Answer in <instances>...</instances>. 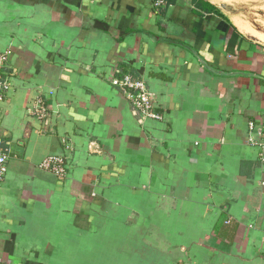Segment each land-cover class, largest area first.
<instances>
[{"label": "crops", "instance_id": "obj_1", "mask_svg": "<svg viewBox=\"0 0 264 264\" xmlns=\"http://www.w3.org/2000/svg\"><path fill=\"white\" fill-rule=\"evenodd\" d=\"M240 23L212 0H0V264H264V38ZM122 72L162 120L134 116Z\"/></svg>", "mask_w": 264, "mask_h": 264}, {"label": "built area", "instance_id": "obj_2", "mask_svg": "<svg viewBox=\"0 0 264 264\" xmlns=\"http://www.w3.org/2000/svg\"><path fill=\"white\" fill-rule=\"evenodd\" d=\"M155 8L162 9L168 4V0H152ZM10 50L0 53V104L8 98V92L12 88V78L16 69L11 65ZM111 83L116 86L129 100L132 112L139 121L144 122L150 119L162 120L164 115L149 90L145 79L135 77L131 73H120L111 78ZM38 119L45 123L50 116L48 107L41 97L35 101L31 109ZM251 133L257 134L261 140V157L264 160V123L258 124L255 121L249 122ZM250 141L253 138L249 137ZM65 143V142H64ZM66 150L70 147L66 145ZM10 150L6 146L3 136L0 134V186L6 179L9 170ZM41 166L63 180L68 175L69 165L66 155H49L41 163Z\"/></svg>", "mask_w": 264, "mask_h": 264}, {"label": "rangeland", "instance_id": "obj_3", "mask_svg": "<svg viewBox=\"0 0 264 264\" xmlns=\"http://www.w3.org/2000/svg\"><path fill=\"white\" fill-rule=\"evenodd\" d=\"M223 3L225 7H222ZM220 10L236 14L248 20L261 35H264V0H220ZM264 38V36H263ZM3 103L0 104V107Z\"/></svg>", "mask_w": 264, "mask_h": 264}, {"label": "bare ground", "instance_id": "obj_4", "mask_svg": "<svg viewBox=\"0 0 264 264\" xmlns=\"http://www.w3.org/2000/svg\"><path fill=\"white\" fill-rule=\"evenodd\" d=\"M212 1H214L215 3H218L220 0H212ZM238 24H239V23H238ZM240 26L242 27L243 30H246V31H248V32L250 31V32H252V33L258 35L259 37H262V38H263V36H264V35H261V34L259 33V31L254 30L255 28L252 29L253 27L251 28V27H249L248 25H247V26H246V25H242L241 23H240ZM250 26H251V25H250ZM262 38H261V39H262Z\"/></svg>", "mask_w": 264, "mask_h": 264}, {"label": "trees", "instance_id": "obj_5", "mask_svg": "<svg viewBox=\"0 0 264 264\" xmlns=\"http://www.w3.org/2000/svg\"><path fill=\"white\" fill-rule=\"evenodd\" d=\"M172 1V0H171ZM169 2V0H168ZM214 8V7H213ZM96 25L104 30H107L108 29V25L103 23V22H100V21H97ZM14 50L13 49H10V58L12 57V55L14 54Z\"/></svg>", "mask_w": 264, "mask_h": 264}, {"label": "water", "instance_id": "obj_6", "mask_svg": "<svg viewBox=\"0 0 264 264\" xmlns=\"http://www.w3.org/2000/svg\"><path fill=\"white\" fill-rule=\"evenodd\" d=\"M222 7H225V5L223 3H220Z\"/></svg>", "mask_w": 264, "mask_h": 264}]
</instances>
